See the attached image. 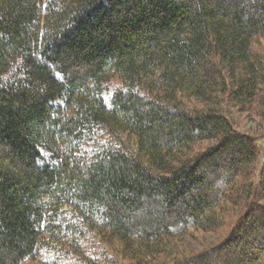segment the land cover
Listing matches in <instances>:
<instances>
[{
	"label": "trees",
	"instance_id": "16d2710c",
	"mask_svg": "<svg viewBox=\"0 0 264 264\" xmlns=\"http://www.w3.org/2000/svg\"><path fill=\"white\" fill-rule=\"evenodd\" d=\"M263 43L264 0H0V264H264Z\"/></svg>",
	"mask_w": 264,
	"mask_h": 264
},
{
	"label": "rangeland",
	"instance_id": "374dc122",
	"mask_svg": "<svg viewBox=\"0 0 264 264\" xmlns=\"http://www.w3.org/2000/svg\"><path fill=\"white\" fill-rule=\"evenodd\" d=\"M264 48V43L262 45ZM235 124L237 130L254 134L256 136V143L259 150L258 173L264 167V120L260 117H250L247 114L236 116ZM258 175V174H257ZM218 236L215 235H199L198 239L185 238L183 241L184 248H197L202 245L216 241Z\"/></svg>",
	"mask_w": 264,
	"mask_h": 264
}]
</instances>
